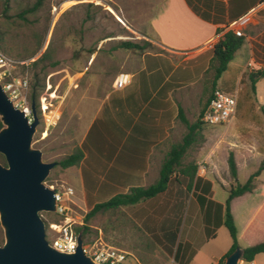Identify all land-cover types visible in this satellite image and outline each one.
I'll use <instances>...</instances> for the list:
<instances>
[{"label":"rangeland","instance_id":"rangeland-1","mask_svg":"<svg viewBox=\"0 0 264 264\" xmlns=\"http://www.w3.org/2000/svg\"><path fill=\"white\" fill-rule=\"evenodd\" d=\"M146 1L0 0V52L17 61H27V65L18 64L14 67L13 75L27 77L29 100L33 91L36 105H39V99L42 97L49 109L58 115L54 124L43 133V124L36 110L38 124L32 135L31 146L40 150L42 161L55 162L43 183L54 189H61V185L72 188L73 194L63 200V204L68 207L67 216L73 229L83 223L82 217L90 208V194L87 204H84L80 199L76 165L61 168L56 162L79 148L78 143L82 135H122L116 125V119L121 117L125 104L129 107L127 110L131 112V116L132 113L139 112V104L129 93L134 89L132 86L138 84L137 80L143 79V75L150 69H156L150 79L153 88L165 74L174 70L168 75L163 88L175 86L176 93H172L170 101L176 100L183 116L189 122L198 117L213 87L228 93L235 90L234 121L225 135H238L241 142L247 145L251 144L253 138H257L262 149L264 148V124H261L263 114H260V108H256L257 92L264 87V82L255 88L251 85L249 74L255 70L254 67H258L257 65L250 68L244 64L243 71H239L248 55V47L244 43L240 28L237 29L239 36H243L242 42L212 86L213 67L208 62L211 48L204 46V49L200 50L203 54L199 61L193 60V53L190 52L169 58L167 61L163 55L168 54L143 32L146 30L151 8V4L147 5ZM258 7L255 14L258 15L257 23L262 25L264 3ZM254 30L255 28L252 32L254 40L250 38L254 59L252 61L264 64V35H257L258 29ZM124 41L135 43L140 48L119 47L118 44ZM156 52H160L163 58L150 56ZM143 55L146 68L140 62ZM131 72H135L132 86L113 90L116 77L119 74L129 75ZM144 89L146 90V87ZM143 93L138 95L141 100L145 97ZM176 124V135H171V140L162 143L165 144L164 153L170 144L180 142L186 132L178 117ZM223 128V124L209 125L201 122L195 134V141L182 156V163L193 161L202 165L204 171H208L210 164L204 162V153L209 148L227 152V147L232 145L231 137L228 140L221 139ZM110 156L111 153H107L103 157L96 173L104 170ZM164 157L162 156L161 160ZM119 158L118 156L116 161H119ZM0 164H4L1 154ZM248 168L255 167L251 165ZM176 176L179 182L177 187L187 183L183 176ZM206 176L209 177L208 174ZM245 176L246 171L241 169L237 182L243 183ZM228 179L229 186L234 184V179L229 174ZM171 181H174L173 178ZM172 182L166 183L165 194L157 198L158 202L152 206V211H149V214H153V219H147L139 225L129 218L130 208L118 206L100 210L87 219L89 230L83 238L81 237L82 240L92 243L100 236L102 244L130 251L142 264H174L170 251L173 247L167 237L177 232L183 238L189 231L193 233L192 247L199 249V254L195 256L196 261L191 264H203L216 256L225 245L231 244L227 229L224 225H217V215H222L220 205L209 201V212H206V216L210 221L207 223L208 230L205 234L200 214L198 210L193 209L196 194L192 199L188 194L191 182L186 184V190L183 189L177 195L172 205L163 199L165 195L171 197L170 200L174 199ZM204 190L206 189L200 192V197L206 202L209 195ZM227 192V189H222L216 183L212 199L222 204ZM107 196L99 193L94 198L97 202H102L109 198ZM244 203H238L235 212L244 211ZM204 204L206 203L201 205ZM147 205L144 204L143 207L148 208ZM39 215L44 223L63 219V216L55 212H40ZM237 224L239 225V222ZM161 233L167 244L157 241ZM260 234L261 232L252 238L253 244L260 241ZM0 236L2 237L1 228ZM52 236L53 233L46 230L45 238L50 240ZM236 242L238 246H244L246 241L236 239ZM253 260V264H264V252L257 253Z\"/></svg>","mask_w":264,"mask_h":264},{"label":"crops","instance_id":"crops-1","mask_svg":"<svg viewBox=\"0 0 264 264\" xmlns=\"http://www.w3.org/2000/svg\"><path fill=\"white\" fill-rule=\"evenodd\" d=\"M262 3H264V0H147L146 4H151V8H149L150 16L146 30L142 31L164 53L168 54V56L163 55L167 61L170 60L169 58L178 57L185 52L193 53L191 58L199 61L203 54L200 50L207 42L218 39L222 31L226 29H230L233 32L231 27L236 30L240 28L244 35V43L248 47V55L245 57L242 68L239 71L242 72L244 64L251 61L253 67L255 65L258 66L254 67V72L264 67V64L253 63L252 43L250 41L253 28L255 30L258 29L257 35L261 33L264 35V22L262 25L259 22L257 23L258 15L255 14L258 11V6ZM145 9L147 10V8ZM150 56L153 58L162 57L160 52ZM140 62L146 68L144 55ZM155 71L156 69L154 68L148 70L143 75V79L137 80L138 84L134 86H132V77L135 72L129 73V82L122 88L129 85L132 88L134 87L130 91L129 96L134 98L136 103L139 104L137 109L139 112L137 114L132 113L131 116V112L127 110L129 107L125 104V107L121 110V117L116 119V125L120 128L122 135H113V133L108 135H88L87 133L80 138L78 147L82 152V157L76 165L79 192L80 199L84 204H87L90 194V208L94 203H97L94 197L99 193H104V195H108L107 197H111L114 194L125 192L131 186L152 184L158 178L161 159L166 154L163 148L165 144L163 145L162 143L163 141L171 140V135H176L177 109L179 106L176 100L170 101L172 93H176L175 86L163 88L168 75L174 70H171L169 74H165L162 80L153 88L150 79ZM252 81L255 88L261 84L263 79L254 78ZM252 81L250 79V82ZM145 87L146 90L144 89ZM142 92H144L145 97L141 100L138 95ZM256 102V108L262 110L260 112V114H263L261 116V124H264V87L257 92ZM233 121L234 117L232 115L229 121L223 124L224 128L222 135H220L222 140H228L231 137L230 142L232 145L227 147V152L223 149L209 148L204 153V162L210 164L209 170L204 171L202 165L197 164L195 175L191 181V188L188 190L191 199L196 194L193 209L198 210L200 214L199 218L205 234H207L208 230L207 223L210 221L209 217L206 216V212H209V201L220 205V210L223 214V203L220 204L214 201L212 195L216 183L222 189L229 190L227 154L229 152L232 154L235 163L236 178L234 182L238 181L237 176L241 169L246 171L245 181L248 175L257 168L258 163L264 156V148L262 149L257 138H253L251 144L247 145L241 142L238 135H225L231 129ZM107 153H111V156L107 160L104 170L96 173L97 170L99 171L97 166ZM118 156L120 157L119 161H116ZM251 165H254L255 168L249 169L248 167ZM207 174L211 177H207ZM171 182L170 179L168 183ZM172 183L174 199L170 200L171 197L166 195L163 197L164 200L166 199L165 202L168 201L170 205L173 204V200L177 198V195L183 189L186 190V183L179 184L180 188L177 187L179 182L173 181ZM252 183L253 186L250 191L233 197L229 202V210L236 224V239L246 241L245 245H239L240 247L253 244L254 240L252 238L257 237L259 232H261L259 239H264V232H262L264 222L261 220L264 219V168L255 176ZM203 189H206L204 191L209 195L206 202L200 197V192ZM165 192L166 189L150 198L124 206V208H130L129 210H131V213H128L129 218L136 224L138 222L139 225L147 219H153V214H149V211H152V206L158 202L157 198L163 196ZM241 202H245V210L235 212L236 205ZM202 203L206 204L203 206L201 205ZM144 204H148V208L146 206L143 207ZM217 217V225L220 227L222 225L220 222L222 215H217ZM237 222H239V225ZM158 227L159 225H157ZM174 229V232H176V228ZM192 234L188 231L181 238V235H178L177 232L175 233L173 244L171 241L173 248H170L174 264H191V262L196 261L195 256L199 254V249L192 247ZM164 239L161 233L157 241L159 243L161 241L165 242ZM179 242L181 243L178 244ZM229 246L230 244L225 245L216 256L204 261L203 264H217L218 259L227 251ZM118 249L129 253L132 259L138 264H142L130 251L122 248ZM253 259L251 261L252 264Z\"/></svg>","mask_w":264,"mask_h":264},{"label":"water","instance_id":"water-1","mask_svg":"<svg viewBox=\"0 0 264 264\" xmlns=\"http://www.w3.org/2000/svg\"><path fill=\"white\" fill-rule=\"evenodd\" d=\"M28 122L0 85V264H99L82 252L81 233L71 252H60L45 239L40 212H55L54 191L43 181L55 162L41 160L39 149L31 146L38 124L34 102ZM241 248L235 247L222 264H237Z\"/></svg>","mask_w":264,"mask_h":264},{"label":"trees","instance_id":"trees-1","mask_svg":"<svg viewBox=\"0 0 264 264\" xmlns=\"http://www.w3.org/2000/svg\"><path fill=\"white\" fill-rule=\"evenodd\" d=\"M242 38V36L235 35L230 29H226L222 31L217 41L212 45L211 54L208 61L210 66L213 67L212 86L215 85V81L219 78L220 74L226 69L228 62L232 59L233 54L240 46ZM118 46L123 48H140L137 44L128 41L121 42L118 44ZM249 78L251 79V81L254 78H261L264 81V67L259 68L254 72H251L249 74ZM251 85H253V81L251 82ZM214 88L216 87H213L210 90V93L206 97L204 105L199 111L198 117L193 122H189L183 116L181 108L178 107L177 117L184 124L186 132L182 135L180 142H176L174 144L169 145L166 155L160 164L157 180L147 186H131L125 192L114 194L105 201L94 203L82 217L83 223L74 229L76 233L80 232L82 238L85 236V234L89 230L86 221L96 212L100 210L116 208L118 206L132 205L141 200L150 198L162 192L166 187V183H168L170 179L173 178L175 182H178L176 175L183 176L187 182L186 184H189V182L192 181L195 175V171L197 169V164L193 161L186 162L183 164L181 159L186 150L189 149L191 147V144L195 141V134L201 124L200 117L206 107L211 91ZM35 97V93L32 91V93L30 94V100L34 102L35 108L37 109ZM81 157L82 152L79 148H76L73 152L59 159L56 164L61 168L75 166L78 164ZM226 163L229 176L235 179L236 168L231 153H228L226 157ZM263 168L264 156L260 160L257 168L248 175V177L243 183L240 184L238 182H234V184L229 186L228 194L223 202V214L220 222L227 229L231 239V244L227 251L218 259V264H222L224 257L228 253H230L235 247L238 246L236 242V227L229 210V202L233 197L239 196L244 192L250 191L253 186L252 182L255 176H257ZM261 220H263L264 222V219ZM46 224L47 222H45V228L47 226ZM174 238L175 234H172L170 237H167V240L171 242L174 240ZM1 242L2 237L0 236V243ZM260 252H264V239H261L259 242H256L254 244L242 247L240 259L246 262H250L252 261L254 256Z\"/></svg>","mask_w":264,"mask_h":264},{"label":"built area","instance_id":"built-area-1","mask_svg":"<svg viewBox=\"0 0 264 264\" xmlns=\"http://www.w3.org/2000/svg\"><path fill=\"white\" fill-rule=\"evenodd\" d=\"M235 35H240V32L233 27H231ZM217 41V39L210 40L204 46L211 48L212 45ZM18 64L27 65V61H17L12 59L5 54L0 52V85L8 98L12 101L13 105L20 110H22L24 116L27 118L28 122L31 119L30 115V100L27 96L28 81L27 77L24 76H14L12 69ZM252 62L248 61L246 67L252 68ZM129 82L128 74H119L115 81L113 82L114 89H120L125 84ZM39 105H37V113L43 124V133L46 129L53 125L57 119V114L49 109L47 104L44 103L42 97L39 99ZM236 104V93L224 92L220 89L214 88L211 91L209 99L207 101L206 107L200 117L201 122L213 125V124H224L229 121V119L234 114ZM54 199H55V213L63 216L61 221H48L46 230L53 233L50 240H47L49 245L55 250L60 252H71L74 250L76 245V232L71 226L69 217L67 216L68 207L63 204V200L68 199L73 191L69 186L61 185V189H54ZM97 241L88 243L82 240V252L88 255L92 261L99 264H138L129 253L102 244L100 237H97ZM133 263H132V262ZM237 264H252L243 260H239Z\"/></svg>","mask_w":264,"mask_h":264}]
</instances>
